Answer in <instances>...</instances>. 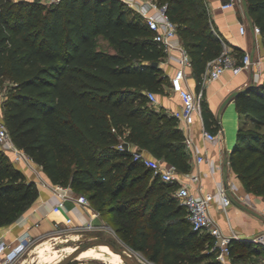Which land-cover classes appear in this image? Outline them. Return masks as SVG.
<instances>
[{
  "label": "trees",
  "instance_id": "trees-1",
  "mask_svg": "<svg viewBox=\"0 0 264 264\" xmlns=\"http://www.w3.org/2000/svg\"><path fill=\"white\" fill-rule=\"evenodd\" d=\"M157 1L168 5L201 90L208 63L224 49L208 4ZM247 3L264 37V0ZM99 38L113 52L98 48ZM165 56L140 15L122 0L48 6L0 0V88L9 82L3 120L14 143L53 184L69 186L92 203L102 199V211L118 213L117 233L151 262L218 264L212 237L193 228L173 195L178 185L151 178L153 170L134 157L135 150H146L181 173L191 169L178 120L148 97L170 85L161 67ZM235 103L241 122L231 167L249 193L264 198V82L238 93ZM202 115L206 129L217 133L220 126L204 99ZM126 144L130 148L121 147ZM37 197L36 183L0 149V227L16 223ZM232 256L235 263L258 264L264 248L234 240Z\"/></svg>",
  "mask_w": 264,
  "mask_h": 264
},
{
  "label": "crops",
  "instance_id": "crops-1",
  "mask_svg": "<svg viewBox=\"0 0 264 264\" xmlns=\"http://www.w3.org/2000/svg\"><path fill=\"white\" fill-rule=\"evenodd\" d=\"M225 1L206 0L214 26L222 40L235 51L249 52L255 64L250 69L241 72L227 70L218 80L202 81L201 90L198 89L199 83L193 67L186 69V83L197 93H203L202 100H205L220 127L219 131L214 133L217 139L209 140L204 135L206 127L203 115L195 116L187 131L193 142L192 147L187 149L191 169L187 173H181V180L189 185L192 192L198 196L206 193L214 194L211 214L219 226L226 233L234 230L242 240H250L255 235L264 232L262 212L264 198L249 193L245 189L231 167L230 158L236 145L237 131L241 122L235 97L250 86L264 82V37L254 31L255 23L248 11L247 0H239L235 8L227 10L221 7ZM241 24L246 26L245 34L240 31ZM161 67L168 76L170 85L166 87L165 93L157 94L158 103L155 106L158 110L170 115L172 111L183 106V100L174 86V79L179 74L180 65L176 60L165 56ZM259 68L261 73L258 72ZM5 98V91L0 89L1 118H3ZM0 149L8 154L14 165L24 173L29 181L35 182L38 187V197L33 206L16 223L0 227V241L5 240L10 245V249H7L4 254H8L11 248H16L21 238L26 235L35 239L52 234L58 225L68 227L66 225L68 218H71L78 227L88 225L91 220L100 225L101 217L93 218L92 206L89 208L75 201H68L65 208L55 211L54 206L58 204L59 197L50 187L44 186L43 181L52 182L43 168L34 161L14 162L12 154L7 153L1 146ZM199 156L204 157L202 162L198 161ZM220 190H224L230 200L227 206L222 203ZM96 248L100 249L98 246ZM90 251L92 255H100L96 256L97 260L107 261L109 264H115L116 258L120 257L115 252L103 251L104 256H101V252L97 250Z\"/></svg>",
  "mask_w": 264,
  "mask_h": 264
},
{
  "label": "built area",
  "instance_id": "built-area-1",
  "mask_svg": "<svg viewBox=\"0 0 264 264\" xmlns=\"http://www.w3.org/2000/svg\"><path fill=\"white\" fill-rule=\"evenodd\" d=\"M27 1V0H14ZM34 1V0H29ZM50 4L59 3L62 0H41ZM128 7L135 10L142 21L147 25L149 30L154 34V41L164 49L166 56L170 59L176 60L180 65L179 74L174 79V86L179 96L183 100L182 108L172 111L171 116L175 117L179 122V127L185 133V145L189 149L192 147V139L187 134L194 118L197 114H202V98L203 93H197L192 90L189 84L186 83V69L193 67V60L190 52L183 44L178 35V26L171 19L168 13V5L161 4L157 0H122ZM239 0H226L221 7L224 10L235 8ZM240 31L245 34L247 29L244 24L240 25ZM257 34H261L259 26L254 27ZM222 40V39H221ZM223 52L221 55L208 63L206 73L203 75V81L218 80L227 70L241 72L248 70L254 66L255 62L249 52L244 53L242 57L238 56L236 51L231 48L224 40H222ZM260 65V62H259ZM258 72L261 73L259 68ZM148 97L150 102L154 105L158 103L156 93L149 92ZM204 135L209 140H216V134L204 130ZM0 146L5 149L7 153L12 154L14 162L20 163L33 162V160L22 149H20L13 141L7 126L0 117ZM121 147H126L122 145ZM127 148V147H126ZM130 148V145H128ZM136 160L141 161L145 166L152 169L155 176L160 177L166 183L178 185L176 190V197L180 203L186 207L188 212V219L193 228L202 233H207L212 237L211 252L215 253L218 264H239L233 261L232 256V242L234 240H242L234 230L229 233L223 231L217 221L211 214V206L214 200V194L206 193L201 196L192 192L189 185L184 184L181 180V172L178 168L163 159H158L151 155L146 150L134 151ZM204 157L199 156L198 161L202 162ZM44 186H48L59 197V202L54 206L55 211H60L66 207L68 201H75L76 203L91 208V201L88 196L84 194L77 195L69 186L55 185L43 181ZM222 203L227 206L230 203L224 190L219 192ZM264 214V209L262 210ZM99 217L98 213L93 209V218ZM66 225L71 228H81L74 224L71 218H68ZM96 224L91 220L88 225L84 227H95ZM33 239L26 235L21 238L20 244L16 248H11L8 254H4L10 245L5 240L0 241V260L1 264H13L26 249L27 245ZM249 241L261 245L264 248V232L255 235ZM254 264V263H252ZM258 264H264V257L259 260Z\"/></svg>",
  "mask_w": 264,
  "mask_h": 264
},
{
  "label": "rangeland",
  "instance_id": "rangeland-1",
  "mask_svg": "<svg viewBox=\"0 0 264 264\" xmlns=\"http://www.w3.org/2000/svg\"><path fill=\"white\" fill-rule=\"evenodd\" d=\"M46 6L50 5L48 2ZM215 27V26H214ZM98 48L103 49L108 52H113V49L110 43L103 39L99 38L98 40ZM9 88V82L6 83L0 88L2 91H7ZM154 173H151V178H153ZM151 180V179H150ZM177 188L173 191V195L176 194ZM77 195H80L77 193ZM87 196V195H86ZM176 196V195H175ZM102 199H99L95 203L91 202V206L98 213L100 218V225L95 227H81V228H69L66 226L58 225L55 231L52 234H48L39 238L33 239L20 255V257L14 262V264H57L63 258H65L69 253L76 250L80 246L87 244L90 241H93L97 238H104L115 242L118 245H125L129 247L124 239L117 233L116 230V219L118 217V213L108 214L111 208L105 207L102 211L100 208ZM136 256L144 259L150 264H154L149 260L147 256L143 253L133 250L129 247ZM207 248V245L205 246ZM97 250L101 252V256L103 250L96 248L93 246L89 249L82 251L78 256L74 259L72 264H83V263H93V264H109L107 261L97 260L100 255H92V251ZM101 258V257H100ZM117 260V261H116ZM115 264H127L122 258H116ZM242 264V263H239Z\"/></svg>",
  "mask_w": 264,
  "mask_h": 264
},
{
  "label": "water",
  "instance_id": "water-1",
  "mask_svg": "<svg viewBox=\"0 0 264 264\" xmlns=\"http://www.w3.org/2000/svg\"><path fill=\"white\" fill-rule=\"evenodd\" d=\"M37 2L41 1V0H35ZM159 64L158 62H154L153 66L157 67ZM126 147L128 148V144H126ZM100 244H105L107 245L112 251L116 252L117 254L120 255V257L127 263V264H150L147 261H145L144 259L136 256V255H131L128 254L127 250H131L129 247L125 246V245H118L115 242L108 240V239H104V238H97L96 240L90 241L87 244H84L83 246H80L79 248H77V250H75L74 252H72L71 254H69L68 256H66L65 258H63L61 261H59L57 264H72L74 262V259L78 256V254H80L82 251L91 248L93 246L96 245H100Z\"/></svg>",
  "mask_w": 264,
  "mask_h": 264
},
{
  "label": "bare ground",
  "instance_id": "bare-ground-1",
  "mask_svg": "<svg viewBox=\"0 0 264 264\" xmlns=\"http://www.w3.org/2000/svg\"><path fill=\"white\" fill-rule=\"evenodd\" d=\"M105 244H100V245H96V246H98L101 250H103L104 252H114V251H112L111 249H109V248H107V247H105L104 246ZM107 246V245H106ZM89 249V248H88ZM77 250V249H76ZM75 251V250H74ZM74 251H72V252H74ZM71 252V253H72ZM127 252H128V254H131V255H136L132 250H127ZM71 253H69V254H71ZM116 253V252H115ZM68 254V255H69ZM67 255V256H68ZM120 256V255H119ZM121 258V257H120Z\"/></svg>",
  "mask_w": 264,
  "mask_h": 264
}]
</instances>
